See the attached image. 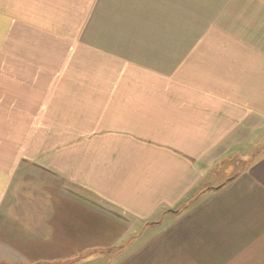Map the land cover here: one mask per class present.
Here are the masks:
<instances>
[{
  "label": "crops",
  "instance_id": "crops-1",
  "mask_svg": "<svg viewBox=\"0 0 264 264\" xmlns=\"http://www.w3.org/2000/svg\"><path fill=\"white\" fill-rule=\"evenodd\" d=\"M119 4L0 0V264H264V0L189 50Z\"/></svg>",
  "mask_w": 264,
  "mask_h": 264
},
{
  "label": "rangeland",
  "instance_id": "rangeland-1",
  "mask_svg": "<svg viewBox=\"0 0 264 264\" xmlns=\"http://www.w3.org/2000/svg\"><path fill=\"white\" fill-rule=\"evenodd\" d=\"M241 1L242 0H130V1L120 0L119 9H118L119 16L117 17V19L116 18H113V20L110 19L112 21V24L115 23V26L112 27L111 31H113L112 33H116L119 36L127 34L129 36L138 37L139 35L138 33L155 34V36L153 37L158 39H160L163 34H167L168 36L172 35V37L175 38L176 35L183 33L184 36L183 41L179 42L177 41L176 38V41L173 40L174 42L170 43L171 44L170 49L182 48L184 50H189L192 49L194 44L197 43V41L199 40L198 38H201V35L207 32L206 19L207 18L210 19L208 15L214 16L215 14L217 15L221 14L224 12V9L226 7L227 9H229L231 6L234 5L238 7ZM142 5H146L145 12ZM210 5H214V6L210 7ZM149 6L152 8L148 9ZM197 8H199V10H197ZM212 8L214 9V11H208L211 10ZM114 10L117 9L114 8ZM194 10H196V12ZM224 20L225 18L221 16L219 21L218 20L216 21V25H217L216 28L218 31H220L221 28H224V24L220 25L221 23L224 22ZM105 32L108 31L105 30ZM194 34L199 35L198 38L197 37L195 38ZM217 34L219 33L217 32ZM147 39L149 46H147V42H146L145 44L137 48L138 46L137 43L135 44L131 42L130 49H132V45H134V50L144 51V53L147 52V48L149 47L156 50L162 49L161 47H159L160 44H156V45L152 44L150 38ZM6 107L9 106L7 105L4 106L3 108ZM1 108L2 107H0V109ZM256 145L259 146L256 147ZM261 145H264V134L261 139L254 140L252 144L253 148L249 149L248 151L253 150L252 151L253 153L255 149H257ZM250 156L251 153L247 155L245 154L244 158ZM240 164L241 163H239V161L234 159L232 163L225 162L224 166L225 168L228 169H229L228 166H231V170H232L231 173H236L241 168ZM224 166L223 165L218 166V168L221 169V172L219 173V177H218L220 182H217L219 184L222 183V181L228 177L227 173L224 174L225 171ZM186 200L187 199H185V201ZM162 218L163 221L161 220L162 221L161 226H164L163 224L165 222V218L164 217ZM158 224L160 223L158 222ZM157 227L159 228L158 225ZM163 229L164 228H161L158 231H163ZM154 233L155 232L151 230L148 236L152 237ZM124 236L125 237L120 239L121 240L123 239L124 243L126 242V244H129L130 237L132 235H124ZM141 241L142 242L140 247H142V243H144L143 242L144 240ZM121 243L122 242H120V244ZM138 247L139 245L135 246V249H137Z\"/></svg>",
  "mask_w": 264,
  "mask_h": 264
}]
</instances>
